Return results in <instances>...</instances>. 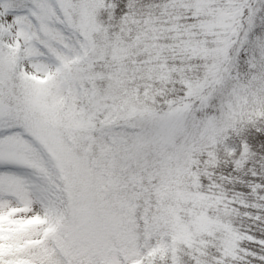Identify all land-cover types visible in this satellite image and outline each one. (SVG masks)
I'll use <instances>...</instances> for the list:
<instances>
[{
  "label": "snow or ice",
  "instance_id": "1",
  "mask_svg": "<svg viewBox=\"0 0 264 264\" xmlns=\"http://www.w3.org/2000/svg\"><path fill=\"white\" fill-rule=\"evenodd\" d=\"M0 264H264V0H0Z\"/></svg>",
  "mask_w": 264,
  "mask_h": 264
}]
</instances>
